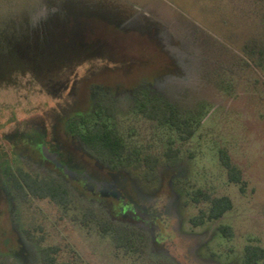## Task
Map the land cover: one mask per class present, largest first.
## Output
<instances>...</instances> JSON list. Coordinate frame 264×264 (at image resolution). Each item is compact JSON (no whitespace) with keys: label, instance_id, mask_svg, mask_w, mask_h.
I'll return each instance as SVG.
<instances>
[{"label":"rangeland","instance_id":"1","mask_svg":"<svg viewBox=\"0 0 264 264\" xmlns=\"http://www.w3.org/2000/svg\"><path fill=\"white\" fill-rule=\"evenodd\" d=\"M139 85L159 89L191 134L119 96V133L159 159L153 177L125 164L138 187L111 195L119 204L99 198L93 207L74 190L67 207L30 194L18 203L0 175V264H242L246 245L264 247V0H0V162L54 137L92 93ZM169 144L180 151L172 178ZM198 189L228 196L232 208L195 225L209 207L193 200ZM115 225L133 233L128 248L107 230Z\"/></svg>","mask_w":264,"mask_h":264},{"label":"flooded vegetation","instance_id":"2","mask_svg":"<svg viewBox=\"0 0 264 264\" xmlns=\"http://www.w3.org/2000/svg\"><path fill=\"white\" fill-rule=\"evenodd\" d=\"M157 90L158 91L150 89L145 85L140 87L139 85L137 88L135 87L130 90L128 94L126 93L127 95L124 93H116L113 95L110 92L97 91L92 93L91 103L88 109L83 113L77 114L84 115L85 120L89 124L98 123L100 121L109 123L113 130L118 132L127 145L126 140L114 125L117 98L119 96H126L128 99H136L137 112L159 123L156 119L149 117L141 111L143 104L149 102L151 99H159L163 103L173 105L176 109L177 107L163 98L162 96L164 94L161 93L159 89ZM152 92L155 93V95H152ZM99 101L112 105V114H104L101 118L98 117L96 115V105ZM177 112L179 114V119L184 121L187 125L185 127L181 126L178 129L186 132L187 135L191 134L190 120L181 116L178 109ZM72 116L73 115H71L66 122L60 126L59 131L55 133L54 137H42L36 143L33 142L28 145L24 144V146L21 144L18 146L19 150L13 152V154H6L1 159L0 175L2 181H0L3 183V188L5 189L6 194H8L11 199H16L18 203L23 202L24 196L29 194H23L20 188L22 183L21 174L23 172L29 173L33 176H39L40 178H47L50 180L56 179L67 188L69 192V202L71 192L74 190L81 196L82 194H85V197H82L85 198L87 202H90L93 207L100 205L98 202L99 198H103L111 203L114 201L119 204L118 199L113 198L111 195H122V191H124L126 187H138L129 171L125 169V164L131 163L135 168L145 167L150 174L149 177L155 175V171L159 166L158 157L152 154L142 155L136 149L129 148L128 145L127 148L129 152L132 153L130 160L122 159L120 162L118 160L112 161L98 155L94 149L88 147L80 137L70 130L68 120ZM160 125L170 126L169 124ZM86 126L87 125L84 123L83 127ZM44 147L46 149H44ZM170 148L176 153L174 158H170L167 154V151ZM63 153L69 158V162L73 165H69L61 159V154ZM179 154V149L173 144H169L164 151L166 164L168 166L167 171L172 172L171 178L179 171L177 169L179 164ZM147 157L151 159L150 162L147 161ZM80 165L82 166L77 168ZM54 170L61 171L65 176H71L74 180L61 177ZM170 184L171 180H169V186H171ZM48 199L52 200L50 198ZM121 206L130 210L133 209V212H135L134 210H137L135 206H129L123 200H121ZM132 214L134 215V213L128 212L122 217H132Z\"/></svg>","mask_w":264,"mask_h":264},{"label":"trees","instance_id":"3","mask_svg":"<svg viewBox=\"0 0 264 264\" xmlns=\"http://www.w3.org/2000/svg\"><path fill=\"white\" fill-rule=\"evenodd\" d=\"M96 110V115L101 118L104 114H112L113 106L99 101L96 105ZM141 111L149 117L156 119L160 124H169L177 128L187 126L184 121L179 119L177 109L173 105L163 103L159 99H151L149 102L143 104ZM84 123L87 125L86 127H83ZM68 125L72 132L80 137L88 147L94 149L101 157L112 161L118 160L119 162L122 159H131L132 153L129 152L125 141L118 132L113 130L109 123L100 121L89 124L85 120L84 115L76 114L68 120ZM167 154L170 158H174L176 153L170 148ZM220 157L223 164L228 168L230 180L240 182V172L230 163L226 151L221 150ZM150 160L147 157V161L150 162ZM21 178L22 183L20 188L23 194L29 193L37 198H50L63 207H67L69 192L56 179L40 178L26 172L21 174ZM192 198L195 202L201 199L209 202L207 210H201L197 216L191 219L195 225H202L206 220L218 219L226 211L230 210L233 205L232 200L228 196L212 197L200 189L194 193ZM107 230L113 231L118 247L128 248L130 246L133 233L128 227L115 225L109 227ZM219 230L224 236H232V229L228 225H220ZM242 264H264V247L253 244L246 245Z\"/></svg>","mask_w":264,"mask_h":264}]
</instances>
